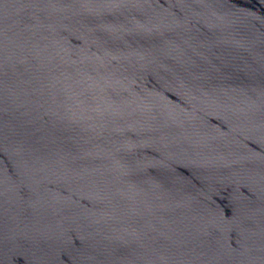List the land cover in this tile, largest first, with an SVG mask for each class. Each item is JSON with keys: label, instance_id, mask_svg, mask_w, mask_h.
Instances as JSON below:
<instances>
[{"label": "water", "instance_id": "water-1", "mask_svg": "<svg viewBox=\"0 0 264 264\" xmlns=\"http://www.w3.org/2000/svg\"><path fill=\"white\" fill-rule=\"evenodd\" d=\"M0 264H264V0H0Z\"/></svg>", "mask_w": 264, "mask_h": 264}]
</instances>
